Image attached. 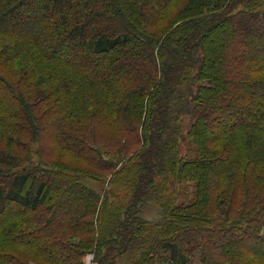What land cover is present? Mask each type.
Returning <instances> with one entry per match:
<instances>
[{"label":"trees","instance_id":"1","mask_svg":"<svg viewBox=\"0 0 264 264\" xmlns=\"http://www.w3.org/2000/svg\"><path fill=\"white\" fill-rule=\"evenodd\" d=\"M0 264H264V0H0Z\"/></svg>","mask_w":264,"mask_h":264},{"label":"rangeland","instance_id":"2","mask_svg":"<svg viewBox=\"0 0 264 264\" xmlns=\"http://www.w3.org/2000/svg\"><path fill=\"white\" fill-rule=\"evenodd\" d=\"M40 3H38V1L36 3L32 4V12H41L40 10ZM227 33H228V28L227 27H222L220 28V30H216L215 33L210 37V39L212 41H223V39L227 38ZM233 53H235V55L237 54V51H233V49L231 50ZM263 94L260 95V97ZM240 122V124H245V122L242 121H238ZM189 120L188 118L182 119V136L183 139L180 142V150H181V154H183V157H189V156H193V147L190 143L189 138L187 137V130L189 127ZM88 183H90V185L94 188H98L99 185L97 183L88 181ZM139 216L141 217L142 220H148V221H156L159 220L161 217V210L158 206H156L155 204H153L152 202H147L145 204H143L141 206L140 212H139ZM91 256L88 255L86 256V263L89 262Z\"/></svg>","mask_w":264,"mask_h":264}]
</instances>
